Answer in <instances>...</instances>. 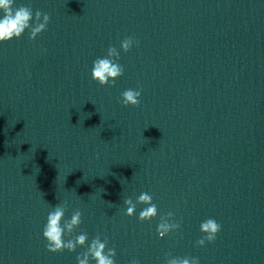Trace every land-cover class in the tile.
Here are the masks:
<instances>
[{"label": "water", "instance_id": "95a60500", "mask_svg": "<svg viewBox=\"0 0 264 264\" xmlns=\"http://www.w3.org/2000/svg\"><path fill=\"white\" fill-rule=\"evenodd\" d=\"M21 5L50 23L0 44V264H77L87 246L47 249L56 206L82 214L66 240L99 238L116 264H264V0ZM110 47L124 74L102 87L91 70ZM208 219L221 231L200 247ZM162 223L180 228L160 238Z\"/></svg>", "mask_w": 264, "mask_h": 264}, {"label": "clouds", "instance_id": "9594fccd", "mask_svg": "<svg viewBox=\"0 0 264 264\" xmlns=\"http://www.w3.org/2000/svg\"><path fill=\"white\" fill-rule=\"evenodd\" d=\"M41 18L43 22H41ZM50 23V17L47 14L33 11L27 6H17V0H0V44L10 43L13 40L20 39L25 32H30V39L35 40L44 33ZM136 42L132 38L121 42L122 50L129 52ZM46 51V50H45ZM117 50L114 47L108 49V55L104 58H98L93 62L91 76L92 79L102 87H115L116 81L124 74L123 67L116 62ZM141 91L128 89L122 93L121 100L124 107H138L140 104ZM139 203L146 207L140 212L139 219L142 222H151L157 216L156 205L151 202V197L147 193H142L139 197ZM126 215H135V205L131 200H126ZM65 211L61 206L49 212L47 222L43 228V237L47 241L49 252L56 254L65 250L75 251L79 245L87 246V251L83 256H77V264H116V250L109 249L107 244L96 238L88 244V237L81 234L75 240H66L65 234L71 233L81 223V212L77 211L67 223L64 222ZM172 215L171 213L169 214ZM180 224L162 223L158 226L159 237L164 238L172 230H179ZM200 231L204 234L203 238L197 243L200 247L214 243L221 231V225L213 219L201 223ZM137 264V262H133ZM166 264H200L198 258H167Z\"/></svg>", "mask_w": 264, "mask_h": 264}]
</instances>
